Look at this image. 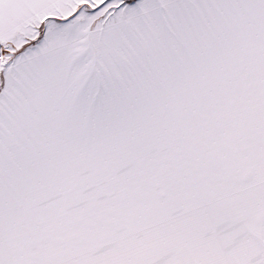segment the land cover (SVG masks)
Masks as SVG:
<instances>
[{
  "label": "snow or ice",
  "instance_id": "1",
  "mask_svg": "<svg viewBox=\"0 0 264 264\" xmlns=\"http://www.w3.org/2000/svg\"><path fill=\"white\" fill-rule=\"evenodd\" d=\"M0 264H264V0H0Z\"/></svg>",
  "mask_w": 264,
  "mask_h": 264
}]
</instances>
